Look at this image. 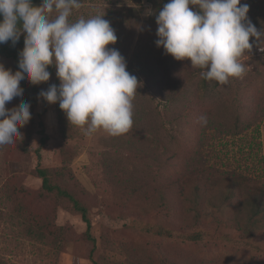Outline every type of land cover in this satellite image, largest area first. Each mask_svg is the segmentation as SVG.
Wrapping results in <instances>:
<instances>
[{"label": "rangeland", "instance_id": "obj_1", "mask_svg": "<svg viewBox=\"0 0 264 264\" xmlns=\"http://www.w3.org/2000/svg\"><path fill=\"white\" fill-rule=\"evenodd\" d=\"M241 3L249 5V19L264 30V0ZM97 12L115 30L117 42L108 47L119 50L127 67L139 51L147 65L172 83L177 77L185 81L178 92L180 97L189 87L191 101L181 108H190L189 115L181 127L167 125L162 131L167 150L156 137L131 129L115 137L103 130L88 136L70 125L59 102L38 99L41 90L60 84L54 65L48 82L22 80L23 96L6 107H16L23 99L31 105L32 118L18 129L22 136L14 143L0 146V264H264V228L250 237L221 224L200 243L173 236L178 189L190 199L241 203L264 187V52L256 38H250L251 52L241 57L246 73L225 85L209 81L203 91L201 75L186 78L202 69L157 47L158 25L150 21L148 0H86L70 20ZM151 60L156 63L151 65ZM0 63L13 73L19 70L3 56ZM201 114L208 117L206 126L198 123ZM42 123L48 136L44 147ZM38 168L46 169L53 186L87 209L94 241L74 202L44 190ZM231 181L239 186L236 190L230 191ZM198 184L208 186L210 193L204 194ZM204 213L208 220L216 214L229 220L233 214L230 207L216 210L211 205Z\"/></svg>", "mask_w": 264, "mask_h": 264}, {"label": "clouds", "instance_id": "obj_2", "mask_svg": "<svg viewBox=\"0 0 264 264\" xmlns=\"http://www.w3.org/2000/svg\"><path fill=\"white\" fill-rule=\"evenodd\" d=\"M81 7V0H42L39 6L33 0H0V44L14 46L25 36L19 70L13 73L0 63V146L22 136L18 129L32 118L23 99L11 109L6 104L23 96L22 80L48 82L50 65L60 84L41 90L38 99L59 102L71 126L88 136L103 130L114 137L132 128V100L140 82L119 50L108 47L117 35L105 15L70 20ZM249 10L241 0H169L156 16L155 43L175 59L205 69L202 79L225 85L246 73L241 57L253 48L250 38L264 52V30L252 23ZM198 123L206 126L208 117L201 114Z\"/></svg>", "mask_w": 264, "mask_h": 264}, {"label": "trees", "instance_id": "obj_3", "mask_svg": "<svg viewBox=\"0 0 264 264\" xmlns=\"http://www.w3.org/2000/svg\"><path fill=\"white\" fill-rule=\"evenodd\" d=\"M41 2L42 0H33V4L36 6H39ZM148 2L152 5L150 21L154 23L156 22V16L159 14V11L169 0H148ZM83 3H86V0H81V4ZM2 19L3 17L0 16V20ZM24 39L25 36L22 34L14 46L11 41L0 44V56L13 60L18 66L19 53L25 46ZM147 63L148 61H143L139 55V51L132 54L128 62L127 70L130 74L136 76L140 82L132 100L133 125L130 132L137 135L147 134L154 136L157 138L158 144L163 147V150H167L166 148L169 146L166 142L167 138L162 133L167 131V125L174 129L185 124L190 108L187 110H181V108H185V104L190 103L191 94L189 93V87H185L186 91L179 97L180 93L178 90L180 87H184L185 81L177 77L174 80L175 83H172V80L167 75L152 69ZM155 63V60H151L150 64L153 65ZM204 70H199V72L193 74L188 73V75L186 74V78L194 80ZM48 71L51 74L53 73V65L48 67ZM209 85V81L203 79V91L208 90ZM219 85L216 82L215 86ZM42 127L43 137L41 139V147H44L47 143L48 136L44 129V123H42ZM163 130L164 132H162ZM174 139H176V136H174ZM40 151V149L36 151L39 161L42 159ZM151 151L150 147L145 149L148 155L151 154ZM163 156L164 153L161 154V162L163 161ZM37 173L43 181L44 190L49 193L56 192L58 196L70 198L74 202L75 208L81 213L82 219L87 225L89 239L94 241L90 234L92 224L88 217L87 209L81 207L79 202L67 191L58 186H53L49 172L46 169L38 168ZM198 185V189L200 190L201 188L204 194L210 193L208 186ZM238 187L235 181L230 182V191L236 190ZM175 196L178 205V216L176 217L177 221H175L177 233L173 234V236L175 237L176 235L178 240L189 243H200L212 229L219 227L221 224H228L235 231H244L250 237L264 228V187L262 186L255 189V195L241 203H236L233 199L225 202L219 198H209L206 196L190 199L185 194L183 188L178 189ZM208 205H211L216 210H223V207H230L232 208V217L229 220L223 219L222 217L217 218V212L216 216L214 218L212 217V220H208L204 213ZM239 209H241L243 214L241 218L239 217ZM225 220L226 222H224ZM164 233L161 231L158 232L161 236H165ZM169 235L171 237V234Z\"/></svg>", "mask_w": 264, "mask_h": 264}]
</instances>
